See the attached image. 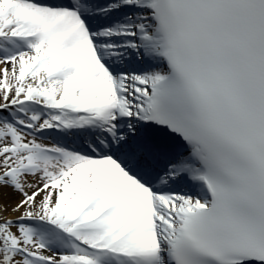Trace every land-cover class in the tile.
Returning <instances> with one entry per match:
<instances>
[{
    "label": "snow or ice",
    "instance_id": "6c2138e0",
    "mask_svg": "<svg viewBox=\"0 0 264 264\" xmlns=\"http://www.w3.org/2000/svg\"><path fill=\"white\" fill-rule=\"evenodd\" d=\"M0 264H264V0H0Z\"/></svg>",
    "mask_w": 264,
    "mask_h": 264
},
{
    "label": "bare ground",
    "instance_id": "6f19581e",
    "mask_svg": "<svg viewBox=\"0 0 264 264\" xmlns=\"http://www.w3.org/2000/svg\"><path fill=\"white\" fill-rule=\"evenodd\" d=\"M5 202L6 203H9V204H12V203L15 202V200L14 199H11V200H6ZM8 215L11 216L12 218H15L18 215V213H11V212H9Z\"/></svg>",
    "mask_w": 264,
    "mask_h": 264
}]
</instances>
